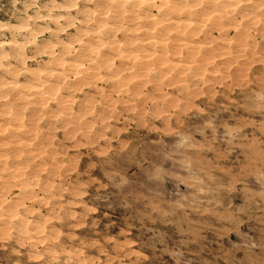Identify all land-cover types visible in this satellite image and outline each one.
<instances>
[{
    "label": "clouds",
    "instance_id": "9594fccd",
    "mask_svg": "<svg viewBox=\"0 0 264 264\" xmlns=\"http://www.w3.org/2000/svg\"><path fill=\"white\" fill-rule=\"evenodd\" d=\"M0 264H264V0H0Z\"/></svg>",
    "mask_w": 264,
    "mask_h": 264
}]
</instances>
